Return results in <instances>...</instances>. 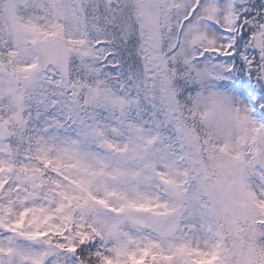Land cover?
<instances>
[{"label": "snow or ice", "instance_id": "6c2138e0", "mask_svg": "<svg viewBox=\"0 0 264 264\" xmlns=\"http://www.w3.org/2000/svg\"><path fill=\"white\" fill-rule=\"evenodd\" d=\"M0 264H264V0H0Z\"/></svg>", "mask_w": 264, "mask_h": 264}]
</instances>
